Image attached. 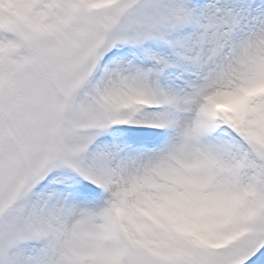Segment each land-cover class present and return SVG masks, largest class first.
<instances>
[{
  "label": "snow or ice",
  "instance_id": "6c2138e0",
  "mask_svg": "<svg viewBox=\"0 0 264 264\" xmlns=\"http://www.w3.org/2000/svg\"><path fill=\"white\" fill-rule=\"evenodd\" d=\"M0 264H264V0H0Z\"/></svg>",
  "mask_w": 264,
  "mask_h": 264
}]
</instances>
